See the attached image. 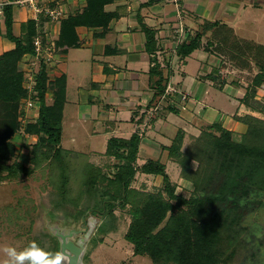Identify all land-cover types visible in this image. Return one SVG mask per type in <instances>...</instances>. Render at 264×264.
<instances>
[{
	"label": "trees",
	"instance_id": "trees-1",
	"mask_svg": "<svg viewBox=\"0 0 264 264\" xmlns=\"http://www.w3.org/2000/svg\"><path fill=\"white\" fill-rule=\"evenodd\" d=\"M155 1L160 0H149V3ZM112 2L88 0L81 12L72 13L68 19H63L60 36L55 40V52L59 53L61 49L66 52L80 46L77 31L80 26L99 29L94 35L105 36L112 20L120 16L118 11L106 10V6ZM15 7L20 6L9 5L5 8L6 36L15 43V47L0 54V181L30 176L36 170L47 167L48 163L62 161L64 154H71L83 161L84 191L95 197L93 204L84 210L77 209L79 203L74 202L76 210L90 211L95 216L101 214L107 218L114 214L116 208L123 210L130 206L132 221L125 237L134 245L136 255L148 256L154 264L234 262L243 243L245 219L264 206V119L252 115L239 117L248 125L240 141L235 140L233 132L221 122H215L194 137L186 150H183L185 131H178L172 144L165 148L169 151V157L180 166L181 176L194 184L195 189L189 197L177 193V185L171 182L165 165L159 160H150L141 167L137 165L143 136L141 131L133 133L130 138L111 137L108 140L105 154L115 159L114 171L108 174L103 171L104 167L91 162L88 154L70 151L62 146L67 74L51 79L52 66L40 58L33 92L25 86L27 76L21 69V62L36 55L34 41L38 36H42L44 45L47 38L40 32L38 21L33 17L22 25L21 36H15ZM219 26L225 28L226 25L218 21H206L200 30L188 34L187 39L177 46L176 55L183 60L202 48L204 36L210 29ZM143 30L146 33L147 50L153 61L150 88L154 93L148 105L138 107L137 125L145 122L153 102L165 95L172 74L163 71L156 57V51L159 50L156 31L147 25H143ZM239 39L247 46L238 51L250 63L253 60L258 68L257 74L246 86L241 101L252 109L260 108L256 95L264 85V45ZM225 43L221 40L216 44L224 49ZM248 50L254 52L251 57L243 53ZM112 52L110 47L106 48L107 54ZM219 52L221 54L217 47L212 51L216 54ZM219 70L210 74L209 78L222 89L226 79L222 78ZM48 92L53 94L51 103L48 102ZM27 99L39 102L40 107L36 120L24 122L22 107ZM168 108L174 110L175 106L169 103ZM20 133L37 137L35 142L24 146L29 150L30 165L18 158V147L13 137ZM194 162L198 163L196 168ZM52 166L59 168L58 173L61 174L62 179L58 180L57 185L61 199L70 202L67 192L69 165ZM140 169L147 174L162 175L164 186L158 191L133 187V180ZM108 229L107 222L103 221L98 231L107 233ZM48 235L53 238L54 250L44 251L57 253L54 254L56 257L59 241L52 233ZM45 262L51 264L47 256Z\"/></svg>",
	"mask_w": 264,
	"mask_h": 264
},
{
	"label": "crops",
	"instance_id": "crops-1",
	"mask_svg": "<svg viewBox=\"0 0 264 264\" xmlns=\"http://www.w3.org/2000/svg\"><path fill=\"white\" fill-rule=\"evenodd\" d=\"M70 4L73 8L84 7L87 0H71ZM181 4L180 12L175 4L168 0L155 1L154 3H149V0H113L106 6V10L118 11L120 16L112 20L106 35L96 37L94 33L99 32V29L78 27L80 46L57 53L50 72L51 79L64 73L67 74L66 104H68L72 78L85 70L87 62L91 61L92 70L89 81L85 84L78 81L76 85L78 103L88 106L86 111L77 110L78 115L94 121L97 126H94L93 132L89 135L91 134L93 137L104 135L107 144L111 137L130 138L133 133L138 131V129L136 130L138 107L144 106L152 100L154 93L150 88V70L153 61L147 50V38L143 25L154 29L159 49L156 51V57L163 71L172 73L170 84L178 89V92L173 94L174 97L180 101L183 93L179 90L178 85L176 86V79L180 80L178 81L179 86L185 88L186 93L192 97L182 101L184 103L182 108H178L173 102H170L175 106V109H170L169 113L162 117L163 119L157 120L148 135L141 138L138 162L142 166L148 160H159L167 170L170 167L172 170V167L177 166L179 169L177 167L176 169L179 170L182 183L189 180L181 176L180 166L169 157V151L165 148L172 144L178 131L180 129L185 131L184 142H187L189 128L203 129L215 122H221L225 128L233 132L234 139L240 141L247 132L248 125L239 117L252 115L264 119V85L258 89L256 95L257 103L261 106L252 109L241 101L246 93V86L249 84L245 80L246 78L230 80L228 76H223L226 83L222 89L209 78V75L215 73L217 69H220L219 73L223 74L222 59L219 56L198 49L182 61L179 60L182 70L177 73L172 67L175 59L172 57L174 53L169 50L175 52L180 42L185 41L188 34L200 30L206 21H218L232 28L239 38L264 45V41L260 39H254L253 36V38L242 37L236 33L237 29H242L251 23H259L258 30L264 31V0H183ZM15 8L13 32L15 36L19 37L22 33V25L34 14L23 7ZM179 20H182L183 24ZM256 26L258 28V25ZM60 27L61 22L52 24L51 35H49L52 41L56 40L53 36L55 32H60ZM182 28L183 31H181ZM14 47L15 43L6 36L4 19L0 22V54ZM107 47L113 51L111 54L106 53ZM75 49H82L85 52L84 56L76 55L71 58V52ZM85 50H88L90 55H86ZM166 55L171 57L165 60ZM163 57L164 62L161 60ZM164 63L168 68L165 69ZM245 72L246 70L242 71V73ZM86 75L87 73L81 76L84 78ZM49 100L53 101L52 98ZM36 111L37 108L28 111L25 109L24 120L26 121V112H29L30 118L27 121L36 120L38 117ZM82 127L84 126L82 125ZM192 135L190 134V136ZM34 137L37 140V137ZM168 140L169 142H167ZM104 150L94 144L89 153L85 154H88L90 161L94 163L93 156L105 154L106 150ZM145 174L156 176L158 179L163 177L159 174Z\"/></svg>",
	"mask_w": 264,
	"mask_h": 264
},
{
	"label": "rangeland",
	"instance_id": "rangeland-1",
	"mask_svg": "<svg viewBox=\"0 0 264 264\" xmlns=\"http://www.w3.org/2000/svg\"><path fill=\"white\" fill-rule=\"evenodd\" d=\"M168 1L172 3V1ZM182 1L179 2L178 5L175 4L178 11L180 12L182 10ZM70 2L71 0L62 1V3L67 5H62L64 14L60 18V22H62L63 19H68L72 13L81 12L87 5L86 4L84 7L73 8ZM179 22L183 24L182 20H179ZM241 25L245 26L244 24ZM256 25H258V28ZM41 26H43V23H41ZM51 26L52 23L49 24V27L46 29L49 35H51ZM259 27V23H251L248 24V26L242 27V29H237L236 33L242 37H254V39L256 38L258 40L260 39L264 41V31L258 30ZM230 29L232 28L227 25L225 28L219 26L217 29H210L204 36L202 48L200 49L204 50L205 53L215 54L222 58L223 63L221 70L223 71V74L220 73L222 77L228 76L230 80H235L237 78L241 79V77H243L244 79L246 78L245 80L248 83H250L253 77L257 74L258 68L256 67L253 60H251L252 62L250 63L249 60L245 59V57L239 52L247 45L241 42L238 36H236L234 33V30H232V32ZM59 31L61 32V27ZM193 31L195 30L193 29ZM60 32H55L53 37L58 40ZM221 40L226 42V48L224 49H222L219 44H216ZM216 47L217 49H220V55L218 53H212ZM85 51L86 55H90L88 50ZM169 51L174 53L172 56L175 58L174 64L172 65L173 69L175 72L177 71V73L181 72L182 59H180L179 56L176 57V49L175 52L173 50ZM60 52H62V49L59 50V53ZM243 53L251 57L254 52L248 50ZM84 54L85 52L82 49H75L71 52L70 57L74 58L76 55H78V57H82ZM166 56L167 57H165V60L171 57L169 55ZM161 60L164 62V57L163 59L161 58ZM179 60L181 61L179 62ZM235 62L241 67H247V69H245L246 72L242 73L243 70L239 68L240 66H236ZM164 67L165 69L168 68L167 64H165ZM21 69L24 71L28 69V66L25 62H21ZM91 70V61H88L85 66V70H82L78 76H74L70 82L68 94L70 100L68 104H66L62 138V146L70 151L73 150L89 153L90 148L94 144L98 145L101 150H106L107 147L106 136L99 135L98 137H93L91 134L89 135V133L93 132L94 126H97V124H94V121L91 119H85V117H81L77 112V110L86 111V107L88 106L80 105V103H78L79 99L77 96L78 90L76 85L78 81H81L84 84L87 83L89 81ZM86 73L87 75L82 78L81 75ZM175 81H177V83H175L176 86L178 85L179 90H181L183 93L180 97V101H178L174 96H172L171 101L176 107L182 108L184 105L182 101H186L192 96L186 93L185 88L179 86L178 81L180 80L176 79ZM183 95H186V98H183ZM52 97L53 94L50 92L49 95H47L49 103H51L49 99ZM149 102L146 105H148ZM156 105H158V108L153 110L152 108ZM168 105L169 104L166 100L158 97L153 102V107L149 109L151 112L147 119L142 125H137L136 130L138 129V131H141L143 136L146 134L148 135L156 121L160 118L163 119L162 117L169 113L170 109L168 108ZM145 109L146 108H144V111ZM36 112L38 115L39 109H37ZM25 116L26 121L30 119L29 112H26ZM150 119L152 120L150 121ZM136 120H138V117ZM81 123L84 127H82ZM203 129H192L191 127L187 130L189 140L184 142L183 150H186L193 142V138L197 137L193 135L199 136ZM190 134L193 135L190 136ZM262 138L264 139V137ZM13 141L18 147V158H23L21 160H26V165H30L28 160L29 150L24 146L26 143L31 144L35 142L36 138L34 136H26L20 133L13 137ZM167 142H169V140ZM94 147L97 148V146ZM61 160L62 161L56 160L52 163H48L49 166L47 165V167L36 170L30 176H22L17 179H7L0 181V264H8L9 257L5 251V249L8 247H15L18 251H22L30 243H33L34 245H38L43 250H54L53 238L52 236L48 235V233H51L47 228L48 221H51V223H60L62 226L84 229L83 225H86V220L90 214V211L76 210L74 202L79 203L77 209L80 208V210H84L86 207L93 204L95 197L93 195L91 197L89 193L84 191L83 182L85 175L84 169L82 167L83 161L79 158H75L71 154H64ZM93 161L95 164L104 167L103 171L108 174L114 171V157H109L108 155L102 153L93 156ZM64 163L69 165L70 168L69 188H67L68 197L71 199L70 202L64 200L62 201L59 187L57 186L59 185L58 180L62 179L60 176L61 174L60 172L58 173L59 168L57 169L55 168L56 166H52V164L62 165ZM137 165L141 167V164L138 162V160ZM197 166L198 163L194 162V167L196 168ZM176 167H172V170L171 167L168 170L166 168V172L170 174L169 176L171 182L177 185V193H182L186 197H189L195 189L194 184L191 181H185L181 183L178 170L179 167H177L178 169H176ZM132 185L138 189L158 191V189L164 186V179L163 177L158 179L156 176L146 175L140 169L138 170ZM129 209L130 206L123 210L121 208H116L114 214L109 217L107 216V218H103L101 214L96 215L100 221L98 222L97 228L88 248L86 260L87 264H154L150 257L136 255L134 253V245L125 237L132 221ZM103 221H106L108 224L109 232L107 233H101L98 231V228L100 224L103 223ZM244 225L246 226V229L242 235L243 243L240 244L241 249L239 254L235 258V261L231 264H264V206H261L248 215V217L245 219Z\"/></svg>",
	"mask_w": 264,
	"mask_h": 264
},
{
	"label": "built area",
	"instance_id": "built-area-1",
	"mask_svg": "<svg viewBox=\"0 0 264 264\" xmlns=\"http://www.w3.org/2000/svg\"><path fill=\"white\" fill-rule=\"evenodd\" d=\"M62 1L63 0H0V22L5 19V8L7 6L16 5L23 7L25 9H28L29 11H34V15L32 17L38 21V28L40 32L43 33L47 38V43L44 45L42 36H38L34 41L36 55L23 60V62H25L28 66V69L25 70V72L27 73V81L25 82V86L31 91V93L33 92V87L35 85V72L38 68L40 58L45 59V61L48 62L50 66H52L56 58L57 52H55V41H52L50 39L46 29L49 27V24L60 22L59 20L64 14L63 6L61 4ZM170 1L178 5L182 0ZM41 17L43 18L40 19ZM41 23H43V26H41ZM181 31H183V28L181 29ZM177 92L178 89L169 83L165 91V95L161 98L170 103L172 102L171 99L172 96H174L173 94ZM183 98H186V95H183ZM39 104V102H34L31 99L25 100L22 107V113L25 109H39ZM157 108L158 105H156L152 109L156 110ZM150 112L151 111L149 110V114ZM22 119L24 121V118Z\"/></svg>",
	"mask_w": 264,
	"mask_h": 264
},
{
	"label": "water",
	"instance_id": "water-1",
	"mask_svg": "<svg viewBox=\"0 0 264 264\" xmlns=\"http://www.w3.org/2000/svg\"><path fill=\"white\" fill-rule=\"evenodd\" d=\"M100 219L90 213L84 229L48 221L47 228L59 241L58 255L51 264H87L86 255Z\"/></svg>",
	"mask_w": 264,
	"mask_h": 264
},
{
	"label": "clouds",
	"instance_id": "clouds-1",
	"mask_svg": "<svg viewBox=\"0 0 264 264\" xmlns=\"http://www.w3.org/2000/svg\"><path fill=\"white\" fill-rule=\"evenodd\" d=\"M5 251L9 257L8 264H45L46 256L50 260L55 259L54 254L46 253L33 243H30L22 251H18L15 247H8Z\"/></svg>",
	"mask_w": 264,
	"mask_h": 264
}]
</instances>
